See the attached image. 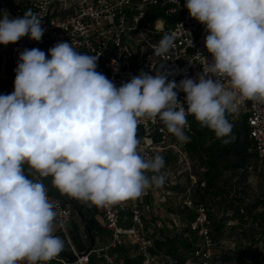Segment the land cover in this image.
Returning a JSON list of instances; mask_svg holds the SVG:
<instances>
[{"label": "clouds", "instance_id": "9594fccd", "mask_svg": "<svg viewBox=\"0 0 264 264\" xmlns=\"http://www.w3.org/2000/svg\"><path fill=\"white\" fill-rule=\"evenodd\" d=\"M183 7L204 25L212 57L197 53L205 63L194 79L141 71L117 86L97 71L100 55L72 43L58 42L47 55L20 52L14 91L0 94V264H49L64 250L46 178L60 194L99 208L163 186L164 157L139 150L142 119L158 118L187 143L191 115L229 144L235 136L227 114L246 101L264 105V0H184ZM41 20L31 9L23 17L3 11L0 45L25 36L40 42ZM175 39L165 34L154 54L167 61Z\"/></svg>", "mask_w": 264, "mask_h": 264}, {"label": "built area", "instance_id": "2783aa9c", "mask_svg": "<svg viewBox=\"0 0 264 264\" xmlns=\"http://www.w3.org/2000/svg\"><path fill=\"white\" fill-rule=\"evenodd\" d=\"M11 4L26 12L31 9L38 14L45 33L40 42L21 38L15 44L0 45V63L2 68L10 65L14 70L19 61V54L24 49L39 48L46 55L48 50L58 42L72 43L78 52L89 55H100L104 75L120 86L131 76L141 71L155 75V72H175L169 80L179 83L185 77L196 78L202 72L206 57L211 54L205 48V37L208 34L204 25L191 18L183 7L184 0H8ZM150 10L158 11L162 16L148 19ZM7 11L17 17L1 1L0 12ZM179 17L175 19V17ZM175 34V47L167 54V61L154 54V48L165 34ZM199 53L202 56L197 55ZM50 58V57H49ZM164 67L161 69V65ZM185 94L179 92L178 99L183 102ZM233 121L245 119L249 127L250 138L255 145L258 157L264 159V105L246 101L237 104V110L228 113ZM189 126L185 134L191 133ZM139 150L147 158L172 150L187 160V154L176 137L170 134L164 124L157 118L142 119L138 125ZM162 173L167 175L163 168ZM50 199L57 203V229L65 237L68 246V257L59 255L49 264H128L122 248H135L143 258L142 264H160V254L154 253V242L165 229L159 220L148 221L145 209L147 201L154 191L165 193L170 184L167 180L163 186L153 187L135 200H129L111 207L99 208L96 217H100L102 227L110 234V242L93 247L88 252H80L69 236L75 210L66 200L58 199L49 191ZM196 183L194 178L193 184ZM188 196L185 205L195 211V221L190 229L200 238V249L196 251L198 264H228L222 260H213L214 243L210 233L211 221L208 210L203 204H195ZM128 213V216L126 215ZM130 225L124 226L125 215ZM152 226V227H150ZM188 225H186L187 227ZM82 233L86 231L83 226ZM168 264H175L168 258ZM187 264H196L189 261Z\"/></svg>", "mask_w": 264, "mask_h": 264}, {"label": "trees", "instance_id": "16d2710c", "mask_svg": "<svg viewBox=\"0 0 264 264\" xmlns=\"http://www.w3.org/2000/svg\"><path fill=\"white\" fill-rule=\"evenodd\" d=\"M161 16L156 10L148 12V19L155 20ZM178 18L175 17V19ZM5 71L8 80L14 81L15 70L7 65ZM97 71L102 74L105 72L100 62H98ZM5 87L11 86H0V88ZM227 119L233 124L232 135L235 136V140L224 144L221 139L216 138L212 131L202 128L193 116L189 117L191 133L187 136L190 137V142L185 143L182 149L193 161L192 176L196 178V183L182 187L180 192L185 196L181 204L169 209L170 213L183 216L188 226L183 235L176 234L168 237L161 233L155 240V250L152 251L162 255L160 264H168V258L174 260L175 264H187L189 261L199 263L196 251L200 249V238L190 229V224L195 221L196 214L193 209H189L185 205L189 190L190 199L195 204L205 205L208 210L214 247L221 243L226 233L234 241V248H228L220 255H215L213 252L214 261L222 260L228 264H264V199L247 203L244 198L234 192L230 179L227 177V175L239 173L242 176L246 175L249 168L261 159L255 151L246 120L233 121L228 114ZM173 175L175 176V174ZM174 189L180 188L175 186ZM49 191L58 199L66 200L67 198L66 195L58 194L53 186H49ZM75 201L96 239L103 230L96 220L98 207ZM219 213H221L220 216ZM126 215L128 216V213ZM231 220H236L237 223L229 225ZM122 225L129 226L130 224L125 225L122 222ZM89 246L90 241L87 246L81 245L78 250L86 252ZM131 250L130 247L121 249L127 257V263L142 264L143 258L136 249L137 255L134 258L129 257L128 254Z\"/></svg>", "mask_w": 264, "mask_h": 264}, {"label": "rangeland", "instance_id": "374dc122", "mask_svg": "<svg viewBox=\"0 0 264 264\" xmlns=\"http://www.w3.org/2000/svg\"><path fill=\"white\" fill-rule=\"evenodd\" d=\"M2 13V12H0ZM2 66L0 63V78L8 79L7 74L2 71ZM2 72L4 76L2 77ZM2 94L7 95L11 94L14 91L12 87L0 88ZM165 160L164 169L167 172L166 180L169 182L170 187L168 191L162 193L160 191H154V194L147 201L148 208L145 209L147 220H159L164 223L165 229L161 232L165 236L171 237L173 235H183L186 225L188 224L186 219L178 214H173L169 212V209L175 205L181 204L185 194L180 192L182 187H187L189 184H193L194 176H192V166L193 161L188 158L184 160L183 156L179 153H176L172 150H168L165 153L161 154ZM175 174V176L173 175ZM230 179V183L234 188V192L244 198L247 203L256 202L258 200L264 199V160L259 161L258 163L251 166L246 175L233 174L227 175ZM49 178H46V181ZM175 186H178L180 189H174ZM173 187V188H172ZM221 213H219V216ZM123 223L125 225L130 224L127 216L125 215ZM236 220H231L228 224L235 225ZM81 224L83 225L81 219L77 215H74L72 224L69 226V236L72 239L76 248H79L81 245L87 246L89 242L88 235H84L81 231ZM80 227V230L78 229ZM152 227V226H150ZM226 233L225 237L221 240V243L216 245L213 249L215 255H220L221 252H225L228 248H234V241L230 239ZM106 244L110 242V234L107 233ZM62 240L64 241V251L69 252L68 243L61 235ZM100 238H98L95 247L101 246ZM264 248V247H263ZM129 257L134 258L137 255L135 248L129 252Z\"/></svg>", "mask_w": 264, "mask_h": 264}, {"label": "water", "instance_id": "95a60500", "mask_svg": "<svg viewBox=\"0 0 264 264\" xmlns=\"http://www.w3.org/2000/svg\"><path fill=\"white\" fill-rule=\"evenodd\" d=\"M13 14L19 16V17H23L25 12L20 10L19 8H17L16 6H14L13 4H11L8 0H0ZM0 86H11L14 87V81H10V80H6V79H0ZM68 201L73 205L75 212L77 213V215L79 216V218L81 219L83 226L85 228L86 234L88 235L89 241H90V246L88 248V250L85 253L90 252L93 247L96 244V239L87 223V220L83 214V212L81 211V209L79 208L77 202L66 196ZM64 257H68L67 254L62 251V253L60 254Z\"/></svg>", "mask_w": 264, "mask_h": 264}, {"label": "crops", "instance_id": "0c3cea01", "mask_svg": "<svg viewBox=\"0 0 264 264\" xmlns=\"http://www.w3.org/2000/svg\"><path fill=\"white\" fill-rule=\"evenodd\" d=\"M3 70V72H5L6 73V68H2ZM2 72V77L4 76V73ZM1 74V73H0ZM7 78H8V76H7ZM0 79H3V78H0ZM8 80V79H7ZM0 94H2V90H0ZM49 181H46L45 180V182H46V184L48 185V186H52V184H51V177H49V179H48ZM56 192L58 193V194H60L59 193V191L56 189ZM79 203H83V202H80L79 201ZM96 220L98 221V223L101 225V223L99 222L100 221V217L98 216V217H96ZM101 227H102V225H101ZM82 228H83V225L81 224V231H82ZM103 228V227H102ZM78 229L80 230V227H78ZM107 233H108V231L107 230H105L104 228H103V230H102V232L96 237V242H97V240H98V238H100V243L103 245V244H105L106 243V236L105 235H107ZM56 235H58V236H60L61 237V234H60V232L58 231V229H57V231H56V233H55ZM86 235V234H85ZM78 249V248H77ZM64 251V250H63ZM66 254H68L69 252H66V251H64Z\"/></svg>", "mask_w": 264, "mask_h": 264}]
</instances>
